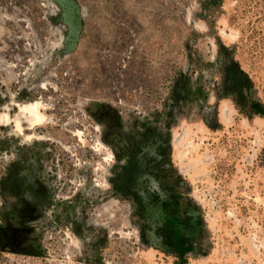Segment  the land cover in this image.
I'll return each instance as SVG.
<instances>
[{
  "label": "rangeland",
  "instance_id": "rangeland-1",
  "mask_svg": "<svg viewBox=\"0 0 264 264\" xmlns=\"http://www.w3.org/2000/svg\"><path fill=\"white\" fill-rule=\"evenodd\" d=\"M0 112V264H264V0H0Z\"/></svg>",
  "mask_w": 264,
  "mask_h": 264
},
{
  "label": "trees",
  "instance_id": "trees-1",
  "mask_svg": "<svg viewBox=\"0 0 264 264\" xmlns=\"http://www.w3.org/2000/svg\"><path fill=\"white\" fill-rule=\"evenodd\" d=\"M182 75H179V78L176 79L175 83H177ZM184 80H186L184 83L188 85L189 78L186 76H182ZM226 79L228 80L227 88H225L222 92V97L229 99L233 101L235 107L242 111L244 108L248 107L249 112L254 115H261L263 113V107L260 102L257 101V99H254L253 97V85L250 77L248 74L237 67H231L230 71L225 74ZM193 96V100H201L204 101L206 98V91L203 89V87L199 83H195L192 86L191 92ZM187 91H184L183 97H188L189 94ZM190 98V97H189ZM190 98V99H192ZM175 100V101H174ZM171 100V107L174 106L176 99ZM168 113H170V110H168ZM98 123V122H97ZM154 130V127L150 129V132ZM148 133L141 130V136L142 140H144L147 137ZM121 153H125L124 149H121ZM128 157V156H126ZM1 204V203H0ZM163 204V203H162ZM161 204V205H162ZM180 203L175 202L173 203L171 209L175 214H178L179 212ZM13 214L10 211L7 214V218H12Z\"/></svg>",
  "mask_w": 264,
  "mask_h": 264
},
{
  "label": "bare ground",
  "instance_id": "bare-ground-1",
  "mask_svg": "<svg viewBox=\"0 0 264 264\" xmlns=\"http://www.w3.org/2000/svg\"><path fill=\"white\" fill-rule=\"evenodd\" d=\"M41 106L44 107L45 105L38 100H34L32 102H26L22 105H19L18 112L13 116V120L15 122L14 130L20 135H22L23 138L26 137L27 139H31L35 136V132L32 131L30 133H25L23 131L21 125V116L24 115V117L29 122V125L31 127L37 124L40 125L45 120V115L40 109ZM6 116L8 117L6 113L0 112V118L4 119Z\"/></svg>",
  "mask_w": 264,
  "mask_h": 264
}]
</instances>
